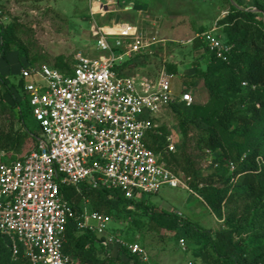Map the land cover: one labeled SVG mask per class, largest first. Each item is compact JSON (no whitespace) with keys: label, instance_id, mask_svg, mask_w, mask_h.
<instances>
[{"label":"built area","instance_id":"built-area-1","mask_svg":"<svg viewBox=\"0 0 264 264\" xmlns=\"http://www.w3.org/2000/svg\"><path fill=\"white\" fill-rule=\"evenodd\" d=\"M91 16L114 11L116 0H89ZM97 56L77 53L70 72L45 63L21 66L23 92L39 135L36 147L20 160L9 161L0 150V235L10 242L12 256L29 264H78L64 253L69 229L94 233L105 251L126 248L140 264H154L145 247L111 231L108 214L78 208L61 190L83 186L120 192L126 199L156 195L165 186L183 187V172H174L163 154L176 149L166 137L163 152L148 146L149 135L162 136L156 119L171 104L190 105V93H176L174 76L165 67L153 73H127L131 60L151 55L162 39L156 34H109L93 24ZM217 29V28H216ZM216 29L196 34L217 59L227 61L232 45ZM245 85V83H242ZM130 264H136L132 262Z\"/></svg>","mask_w":264,"mask_h":264},{"label":"trees","instance_id":"trees-1","mask_svg":"<svg viewBox=\"0 0 264 264\" xmlns=\"http://www.w3.org/2000/svg\"><path fill=\"white\" fill-rule=\"evenodd\" d=\"M225 1L229 9L218 19L215 35L224 43L233 46L228 60L217 59L204 41L193 40L196 50L204 48V54L197 61L196 73L203 78V84L209 93V104L197 106L177 102L168 109L179 118V129L183 138L188 135L189 125L197 121L206 125L197 140L198 143L211 153H216L214 161L222 168L228 162H234L236 167L232 177L236 178L231 182V175L226 176L224 171L221 174L214 172L203 176L195 170L187 157L181 158L179 165H174L177 149L168 154L164 153L163 159L174 172L181 171L184 175H191L189 185L194 192L211 213L223 217L221 225L224 228L204 231L209 238L211 252L207 255L196 249L201 261L194 264H264V21L259 18V15H264V0H251L252 9L256 11L240 8L229 0ZM13 45L23 59L22 66L37 63L29 57L23 46L16 43L11 31L0 25V55L6 56ZM131 64L129 60L124 65ZM203 65H206L205 70ZM52 67L70 72L66 62L54 64ZM164 67L173 74L174 90L180 93L181 76L178 66L167 63ZM242 83H245L244 90L240 87ZM23 86L24 80L19 71L7 75L0 73V150L5 152L9 161H15L8 155L19 148L22 138L27 134L26 117H32ZM6 95L13 98L15 106L5 101ZM6 115L8 124L4 120ZM15 123L22 129L15 130ZM158 129L164 134L149 135L147 143L155 152H163L167 144L166 131L163 127ZM36 136L33 133L34 148L37 144ZM61 194L78 208L83 199H86L88 209L108 215L112 214L113 209L123 205L134 209L143 208L146 212L157 215L148 205L151 195L129 200L118 191L111 195L110 191L93 190L85 186L80 193L72 186H64ZM240 203L243 205L240 206ZM226 206H231L227 213L224 212ZM157 217L160 221H165L163 226L173 229L191 223L165 212ZM194 227L198 229L196 225ZM114 234L129 243L137 242L134 238L124 236L119 230H115ZM98 240L94 233L69 229L63 251L76 259L78 264H140L138 258L130 255L126 248H113L109 253L98 244ZM97 248L102 252V258L94 254ZM0 264H29L21 255L17 259L13 258L10 242L2 235Z\"/></svg>","mask_w":264,"mask_h":264},{"label":"rangeland","instance_id":"rangeland-1","mask_svg":"<svg viewBox=\"0 0 264 264\" xmlns=\"http://www.w3.org/2000/svg\"><path fill=\"white\" fill-rule=\"evenodd\" d=\"M138 1L150 8L140 13L134 10L127 13L91 16L89 0H0V25L11 31L16 43L23 46L29 57L35 59L37 63L52 66L66 62L72 66L77 53L88 56H97L100 53L96 49V41L91 32L93 24L111 25L103 27L109 34L129 35L134 33L132 27L126 24L112 25L115 21L129 19L138 26V34L141 33L142 36L156 34L164 41L158 44L151 55L135 60L127 73L154 74L167 63L176 64L181 76L180 91L190 93L193 98L191 104L207 106L210 101L209 93L203 84V78L196 73L197 61L200 55L204 54V48L196 50L195 42L191 39L200 32L218 29L217 21L227 13L228 3L225 0ZM229 2L240 8L252 9L251 0H229ZM99 9H101L100 5L95 4L93 10ZM252 10L256 11L254 8ZM259 18L264 21V15H259ZM10 50L9 53H18L15 45ZM6 64L5 57L0 55V70ZM244 86L242 84L240 87L244 90L246 89ZM5 101L15 106L10 95L5 96ZM4 120L6 124L9 123L7 115ZM25 120L27 134L22 138L19 148L9 153L8 157L12 160L21 159L33 150L35 145L32 140L33 133L40 134L37 131V123L32 117L27 116ZM156 122L159 128H164L166 137L171 138L175 143L178 152L174 165H179V160L187 157L195 170L203 176L214 172L221 174L224 171L226 176L231 175V182L235 180L236 177H232V172L236 164L230 161L222 168L214 161L216 153H211L198 143V138L206 128L204 123L197 121L189 125L188 135L183 138L179 129V118L170 109L162 111ZM14 129L22 128L15 123ZM160 132L161 135L164 134L163 131ZM191 180V175H185V184L189 190L183 187L165 186L158 194L151 195L148 205L157 215L146 212L143 208L134 209L127 205L113 209L112 214L109 215L112 221V233L119 230L124 236L134 238L135 241L143 244L155 264L200 262L196 249L202 250L207 255L211 252L209 238L204 231L224 228L221 225L223 217L210 212L189 185ZM242 205L243 203H240V206ZM229 208L231 206H226L224 212L227 213ZM163 212L191 223L177 229L168 228L163 226L165 221L162 222L157 217ZM94 254L102 258V252L98 248L95 249Z\"/></svg>","mask_w":264,"mask_h":264},{"label":"crops","instance_id":"crops-1","mask_svg":"<svg viewBox=\"0 0 264 264\" xmlns=\"http://www.w3.org/2000/svg\"><path fill=\"white\" fill-rule=\"evenodd\" d=\"M116 1H117L116 6L112 7V9H114V11L108 12L106 14L110 15V14L127 13L129 11H134V10H136L137 13H140L143 10H147L148 8H150V6L148 7V5H143L138 0L137 1L136 0H116ZM93 5L94 4L90 3V8L93 7ZM97 12H99V11H97ZM97 14H99V13H97ZM115 24H126V25L138 30V26L133 24L132 22H130L129 19H124L120 22L115 21L112 25H115ZM100 26L104 27V26H111V25H100ZM4 57H5L7 64L2 67V69L0 70V73L2 75L17 73L19 71L20 67L22 66L21 63L23 62V59H21L19 57L17 52L8 53ZM8 57H11L12 59H10ZM200 200H201V198H200Z\"/></svg>","mask_w":264,"mask_h":264},{"label":"bare ground","instance_id":"bare-ground-1","mask_svg":"<svg viewBox=\"0 0 264 264\" xmlns=\"http://www.w3.org/2000/svg\"><path fill=\"white\" fill-rule=\"evenodd\" d=\"M95 4H99V3H94V5ZM94 5H93V7H94ZM100 5V4H99ZM93 7H92V9H93ZM100 8L102 9V7H101V5H100ZM101 9H99V10H95V12H97V11H101Z\"/></svg>","mask_w":264,"mask_h":264},{"label":"water","instance_id":"water-1","mask_svg":"<svg viewBox=\"0 0 264 264\" xmlns=\"http://www.w3.org/2000/svg\"><path fill=\"white\" fill-rule=\"evenodd\" d=\"M206 69V65H203V70H205Z\"/></svg>","mask_w":264,"mask_h":264}]
</instances>
